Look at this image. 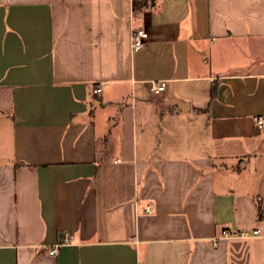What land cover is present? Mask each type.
Returning a JSON list of instances; mask_svg holds the SVG:
<instances>
[{"label":"crops","instance_id":"crops-1","mask_svg":"<svg viewBox=\"0 0 264 264\" xmlns=\"http://www.w3.org/2000/svg\"><path fill=\"white\" fill-rule=\"evenodd\" d=\"M256 115L264 0H0V264H264Z\"/></svg>","mask_w":264,"mask_h":264},{"label":"built area","instance_id":"built-area-1","mask_svg":"<svg viewBox=\"0 0 264 264\" xmlns=\"http://www.w3.org/2000/svg\"><path fill=\"white\" fill-rule=\"evenodd\" d=\"M148 37H149V32L146 30V28H143V27L136 28L132 34V48L134 50L142 48L145 45ZM164 89H165L164 83H158V82L154 83L153 91L155 94H160ZM94 91L95 92L101 91V86L100 85L97 86L94 89ZM254 119L256 120L258 126H260V127L264 126V116L256 115V116H254ZM145 210H146V212H151L150 205H148ZM234 235L235 236H241V237L264 236V226H256V227L252 228L251 230L242 229V230H234V231L229 230L227 228H223L221 230L220 235L217 236L215 239L217 241V239L220 237H227V236H234ZM69 240H70L69 233H65L63 241L57 242L53 246V248L50 250V253L54 254L61 244H63L66 241H69Z\"/></svg>","mask_w":264,"mask_h":264},{"label":"trees","instance_id":"trees-1","mask_svg":"<svg viewBox=\"0 0 264 264\" xmlns=\"http://www.w3.org/2000/svg\"><path fill=\"white\" fill-rule=\"evenodd\" d=\"M144 3L142 2V1H136L135 3H134V5L136 6V7H139L140 5H143Z\"/></svg>","mask_w":264,"mask_h":264}]
</instances>
